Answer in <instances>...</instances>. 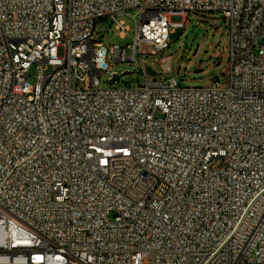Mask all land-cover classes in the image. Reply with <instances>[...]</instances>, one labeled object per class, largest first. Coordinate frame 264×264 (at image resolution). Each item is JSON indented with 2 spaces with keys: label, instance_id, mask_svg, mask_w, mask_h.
I'll return each mask as SVG.
<instances>
[{
  "label": "built area",
  "instance_id": "1",
  "mask_svg": "<svg viewBox=\"0 0 264 264\" xmlns=\"http://www.w3.org/2000/svg\"><path fill=\"white\" fill-rule=\"evenodd\" d=\"M215 12L226 86L148 71ZM0 264H264V0H0Z\"/></svg>",
  "mask_w": 264,
  "mask_h": 264
},
{
  "label": "rangeland",
  "instance_id": "2",
  "mask_svg": "<svg viewBox=\"0 0 264 264\" xmlns=\"http://www.w3.org/2000/svg\"><path fill=\"white\" fill-rule=\"evenodd\" d=\"M120 19L129 26L124 37H121L113 23L104 21L97 24L94 38L108 48L117 44L125 46L132 42L136 34L135 20L129 15H123ZM146 48L151 52L152 47L146 46ZM228 52V29L223 15L219 12L207 15L192 13L188 15L182 28L171 33L169 45L164 52L157 55H145L144 59L148 66L157 72L161 71V63H169L174 73H170L168 76L174 75L184 86H206L215 83L226 86ZM167 56L173 58L166 60ZM107 61L110 71H130L122 76L117 86H138L144 83L145 77L140 65L115 61L110 58H107ZM110 71H102L100 76L102 88H107L110 85ZM29 73V81L34 84L36 68L32 67Z\"/></svg>",
  "mask_w": 264,
  "mask_h": 264
},
{
  "label": "water",
  "instance_id": "3",
  "mask_svg": "<svg viewBox=\"0 0 264 264\" xmlns=\"http://www.w3.org/2000/svg\"><path fill=\"white\" fill-rule=\"evenodd\" d=\"M147 69H148V71H149L151 74H153V75H156V74H158V72H157V71H155V70H153L151 66H149ZM127 72H128V71H127ZM119 78H120V76H119V75H115L114 79H113V80H111L109 84H110V85H113V84H114V82H115L116 80H118Z\"/></svg>",
  "mask_w": 264,
  "mask_h": 264
},
{
  "label": "trees",
  "instance_id": "4",
  "mask_svg": "<svg viewBox=\"0 0 264 264\" xmlns=\"http://www.w3.org/2000/svg\"><path fill=\"white\" fill-rule=\"evenodd\" d=\"M181 30V29H180Z\"/></svg>",
  "mask_w": 264,
  "mask_h": 264
}]
</instances>
